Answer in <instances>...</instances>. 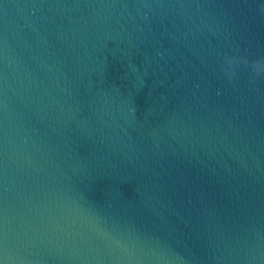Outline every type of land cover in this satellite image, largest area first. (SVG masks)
<instances>
[{
  "label": "water",
  "instance_id": "obj_1",
  "mask_svg": "<svg viewBox=\"0 0 264 264\" xmlns=\"http://www.w3.org/2000/svg\"><path fill=\"white\" fill-rule=\"evenodd\" d=\"M0 264H264V0H0Z\"/></svg>",
  "mask_w": 264,
  "mask_h": 264
},
{
  "label": "clouds",
  "instance_id": "obj_2",
  "mask_svg": "<svg viewBox=\"0 0 264 264\" xmlns=\"http://www.w3.org/2000/svg\"><path fill=\"white\" fill-rule=\"evenodd\" d=\"M257 73H259L258 71H256Z\"/></svg>",
  "mask_w": 264,
  "mask_h": 264
}]
</instances>
